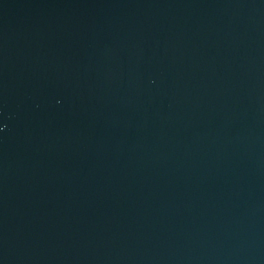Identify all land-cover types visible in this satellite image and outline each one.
<instances>
[{"label": "water", "instance_id": "95a60500", "mask_svg": "<svg viewBox=\"0 0 264 264\" xmlns=\"http://www.w3.org/2000/svg\"><path fill=\"white\" fill-rule=\"evenodd\" d=\"M0 264H264V0H0Z\"/></svg>", "mask_w": 264, "mask_h": 264}]
</instances>
